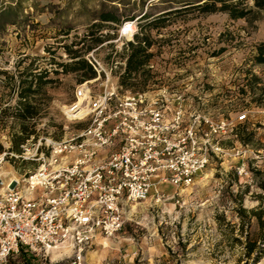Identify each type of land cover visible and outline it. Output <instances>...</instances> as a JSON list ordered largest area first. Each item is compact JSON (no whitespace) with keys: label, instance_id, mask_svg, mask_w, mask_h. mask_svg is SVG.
I'll use <instances>...</instances> for the list:
<instances>
[{"label":"rangeland","instance_id":"obj_1","mask_svg":"<svg viewBox=\"0 0 264 264\" xmlns=\"http://www.w3.org/2000/svg\"><path fill=\"white\" fill-rule=\"evenodd\" d=\"M127 1L124 8L130 12L141 0H123V3ZM100 2L102 0H0V108L13 103L15 93L5 80L16 69H22L31 61L33 68L58 71L57 75L49 72L56 81L43 87L48 100L41 95L35 98L41 108L32 121L35 136L28 135L21 143L27 148L24 151L27 158L10 156L0 166L1 174L7 179L20 180L26 171L38 166L39 148L44 154L47 151L43 144L35 149L38 138L61 139L83 126L84 121H68L63 113L75 99L74 89L81 83L77 81L80 73H61L53 62L67 61L62 44L81 39ZM169 3L170 0H161L155 7L163 8ZM40 13L43 14L38 18ZM167 25L169 27L156 36L167 37L159 57L166 64L158 67L156 73L170 90L183 95L187 111L197 109L212 119L231 120V129L220 141L225 151L211 157L191 183L174 186L164 181L155 185L157 191L152 189L144 200L128 203L120 230L112 236L97 238L82 252L79 264H264V257L253 263L251 257L243 254V234L249 232L252 237L255 223L243 224L239 233V219L234 211L237 203L231 196L240 195V204L245 209L264 207V191L259 187L264 184V95L259 106H248V98H241L236 90L227 92L234 87L235 71L239 72L243 62L249 65L248 59L264 35L257 38L255 24L230 21L222 13L187 12L171 17ZM64 29H67L66 36L61 34ZM112 31L110 27H101L95 32L94 36L108 34L101 44L94 43V37L84 38L85 44H91L105 64L120 57V42L124 40L123 37L117 39ZM109 44H113L112 49ZM3 70L10 73L5 75L1 73ZM254 70L264 85V66ZM87 80L91 95L103 90L102 77ZM208 93L220 98L204 101L203 95ZM5 102L6 105H2ZM241 111H245L247 118L243 131L235 129L234 121L236 113ZM10 121L8 117L0 119V151L20 154L23 151L20 144L18 153L9 149ZM239 131L243 136L252 132L250 140L242 142ZM35 150L36 155H33ZM240 164L247 171L245 176H238L235 171ZM56 246L64 248L56 253L51 249L37 254L16 252L0 264H69V247Z\"/></svg>","mask_w":264,"mask_h":264},{"label":"built area","instance_id":"obj_2","mask_svg":"<svg viewBox=\"0 0 264 264\" xmlns=\"http://www.w3.org/2000/svg\"><path fill=\"white\" fill-rule=\"evenodd\" d=\"M135 32L134 19L124 20L117 39L123 37L122 44ZM94 51L84 58L95 72L91 80L103 78V90L91 95L89 80L82 81L63 111L68 121H84L83 126L61 139L38 138L35 149L43 144L46 154L39 148L40 163L20 180L0 175V263L20 250L37 254L65 244L69 264H79L97 238L120 230L128 203L144 200L164 181L191 183L211 157L225 151L220 141L231 120L187 111L183 95L156 73L166 64L160 53L146 65L151 74L147 88L129 91L116 82L124 59L105 64ZM246 120L245 111L236 113V124ZM24 146L20 154L0 151V166L10 156L27 158ZM235 171L247 174L242 164Z\"/></svg>","mask_w":264,"mask_h":264},{"label":"trees","instance_id":"obj_3","mask_svg":"<svg viewBox=\"0 0 264 264\" xmlns=\"http://www.w3.org/2000/svg\"><path fill=\"white\" fill-rule=\"evenodd\" d=\"M141 0L138 6L133 10L125 9L128 1L123 3V0H102L98 7L93 10L91 19L86 25L85 34L78 42H70L69 44H62V49L67 57V61L59 63L53 62L59 68L61 73H80L77 81L82 82L87 79L95 77V72L87 63L84 55L94 47L91 44H85L84 38H93L94 43L101 44L104 36H94L95 32L99 31L101 27H110L113 31L112 35H116V30L124 20L134 19L136 32L132 34L131 40L122 42L119 56L124 59L123 66L116 74V82L122 89L129 91H143L151 82V74L146 67L148 61L155 55L151 50L153 45L160 46L158 39L151 34L150 29L155 27L166 26L170 18L193 12L196 15H206L211 13H225L229 19L235 20L242 18L247 24L252 22L260 16V12H264V0H170L169 6L163 8L155 7L161 2ZM107 3V4H104ZM121 5V6H119ZM136 11V13L134 12ZM63 36L67 35V29L62 31ZM110 49L113 44H109ZM255 51L248 59L249 66L264 63V42L257 43L254 47ZM222 51V50H220ZM112 52V51H111ZM110 52V53H111ZM57 75L58 71L55 68H33L32 62L23 67L16 69L5 80L10 89L14 91L15 97L11 105H6L0 108V119L8 117L11 118L10 129L11 139L9 149H13L18 153L19 144H21L28 135L35 136L34 133V119L40 113L39 100L36 101V96H43L44 100H48V96L43 90L47 84L56 81V78H51L49 72ZM3 74H9L7 70L1 71ZM254 78L253 74H250ZM252 88L250 82H246ZM42 100V98L40 99ZM256 105L262 102L260 94L252 98ZM246 121L236 124V128H245ZM15 127V130H12ZM237 132L239 139L242 142L250 140L252 132L242 135V132ZM236 135V132H234ZM259 187L264 191V184ZM233 200L237 203L235 214L239 219L237 230L241 233L243 224L250 226L251 221L255 223V231L251 234L244 232V242H242L243 254L246 257H251L253 263L258 262L264 257V207L257 205L252 208L245 209L240 204V195L231 194ZM21 252V250L19 251ZM24 259V258H22ZM25 261V260H24Z\"/></svg>","mask_w":264,"mask_h":264},{"label":"crops","instance_id":"obj_4","mask_svg":"<svg viewBox=\"0 0 264 264\" xmlns=\"http://www.w3.org/2000/svg\"><path fill=\"white\" fill-rule=\"evenodd\" d=\"M248 3L251 4V1L248 0ZM217 13H221V12H217ZM42 14L43 13L38 14L37 17L40 18ZM211 14H215V13H211ZM222 14H224L228 20L233 21L232 19H229L225 13H222ZM263 18H264V12L261 11L260 12V16L252 22V24H255L257 26L256 27V30H257L256 36H257V38L262 36V35H264ZM235 20L243 23L244 25L247 24L246 21L244 19H242V18L235 19ZM39 21H43V20H39ZM168 27L169 26L167 25V26H164V27L151 28L150 32H151V34H153L154 37H156V36H159V33L164 28H168ZM156 38L158 39L157 43L160 46L153 45L151 47V50L153 52L156 51L155 53H161L162 45L164 44L163 41H165L167 39V37L162 36V38H158V37H156ZM260 42H264V39L260 38L257 43H260ZM262 66H264V63L263 64H257V65H254V66H249V65H247L246 63L243 62L241 64L240 68H239V72L235 71V73L233 75V83H234L233 89L232 90H227V92H230V93L232 92L233 93V90H236V92H239V95H240L241 98H243V99L248 98L249 99V102H247L248 106H259V105H256L255 102L252 101V98H254L258 94H260L261 99L263 98L264 85L262 84V78H260L257 75V73L255 72L254 68L262 67ZM250 74H253L254 78L253 77L251 78ZM247 81L250 82V85L252 86V88H250L247 85V83H246ZM203 96L206 97L204 99V101H211L214 98H220L219 95L216 96L215 94H212V93L204 94ZM11 100H13V99H11ZM215 103H217V101ZM2 105H6V102L3 103Z\"/></svg>","mask_w":264,"mask_h":264},{"label":"bare ground","instance_id":"obj_5","mask_svg":"<svg viewBox=\"0 0 264 264\" xmlns=\"http://www.w3.org/2000/svg\"><path fill=\"white\" fill-rule=\"evenodd\" d=\"M0 175L1 176H3L2 174H1V171H0ZM6 180H15L16 178H9V179H7L6 177H5V175L3 176ZM59 245H61V244H59ZM61 248H64V247H58V246H54V247H52L51 248V251L53 252V253H56L57 251H59V249H61Z\"/></svg>","mask_w":264,"mask_h":264}]
</instances>
